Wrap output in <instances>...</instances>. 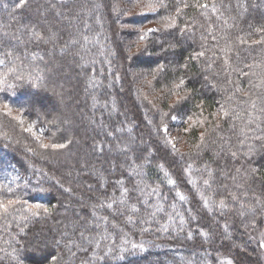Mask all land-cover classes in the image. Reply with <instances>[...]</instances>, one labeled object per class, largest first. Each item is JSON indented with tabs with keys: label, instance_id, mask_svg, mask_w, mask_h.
<instances>
[{
	"label": "trees",
	"instance_id": "16d2710c",
	"mask_svg": "<svg viewBox=\"0 0 264 264\" xmlns=\"http://www.w3.org/2000/svg\"><path fill=\"white\" fill-rule=\"evenodd\" d=\"M19 2L0 264H264V0Z\"/></svg>",
	"mask_w": 264,
	"mask_h": 264
},
{
	"label": "snow or ice",
	"instance_id": "6c2138e0",
	"mask_svg": "<svg viewBox=\"0 0 264 264\" xmlns=\"http://www.w3.org/2000/svg\"><path fill=\"white\" fill-rule=\"evenodd\" d=\"M25 2H26V0H20L19 4H17L16 7L18 8V7L22 6ZM172 23H173V24L175 23V19H174V18L172 19ZM33 35H35L37 38H40V34H39V33H34ZM84 39L87 40V39H88L87 36H85ZM73 43H75V41H73ZM254 43H259V42L256 41V42H254ZM9 55H11V53H9ZM198 55L203 56L204 53L201 52V53H199ZM0 63H3V61H0ZM226 63H227V61H226ZM181 83H182V81H181ZM253 106H255V105H253ZM109 135H111V133H109ZM53 147L64 148L65 145H63V144H60V145H53ZM123 150H124V151H127V150H128V149H127V146H125V148H124ZM233 155H235V153H233ZM161 167H163V166L161 165ZM209 175H211L210 172H209ZM171 182H172V181H169V183H171ZM203 183H204L205 185H208V184H209V181H208L207 179H205V180L203 181ZM124 193H127V189H124V190H123L122 197H121V200H120V202H121L122 204L125 203V201L123 200V194H124ZM181 199H184V197H181ZM233 199H235V197H233ZM9 203H12V202L10 201ZM113 203H115V201H114ZM113 203H109V204L107 205V207H108V208H112V207H113ZM220 205H221V206H224V201H223V200L220 201ZM242 207H244V206L242 205ZM0 208H4L5 210H7L6 207H5L3 204H0ZM131 210H132L133 212H135V211H136L135 206H132V207H131ZM241 215H243V212H241ZM103 219L106 220V218H103ZM134 247H135V246H134ZM261 247H264V244H262ZM228 264H231V261H229Z\"/></svg>",
	"mask_w": 264,
	"mask_h": 264
},
{
	"label": "rangeland",
	"instance_id": "374dc122",
	"mask_svg": "<svg viewBox=\"0 0 264 264\" xmlns=\"http://www.w3.org/2000/svg\"><path fill=\"white\" fill-rule=\"evenodd\" d=\"M174 121H177V119H174ZM28 129L35 135L40 136L41 135V129L33 126L32 123H28ZM229 260H226L224 264H228ZM232 264V263H231Z\"/></svg>",
	"mask_w": 264,
	"mask_h": 264
}]
</instances>
